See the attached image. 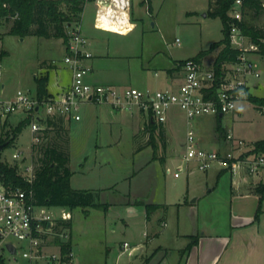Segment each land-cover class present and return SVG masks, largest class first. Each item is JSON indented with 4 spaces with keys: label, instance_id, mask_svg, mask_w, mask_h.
Here are the masks:
<instances>
[{
    "label": "rangeland",
    "instance_id": "obj_1",
    "mask_svg": "<svg viewBox=\"0 0 264 264\" xmlns=\"http://www.w3.org/2000/svg\"><path fill=\"white\" fill-rule=\"evenodd\" d=\"M133 1L138 15L144 17L140 27L128 35L110 34L112 61H107L109 65L106 73L112 79L120 81L117 85L126 84L152 90L163 88L164 86L158 84L153 69L159 65L162 58L169 61L171 57L182 59L195 57L200 51L208 49L224 37L222 20L208 14L209 0H151L153 8L151 17L145 13L144 0ZM94 16L95 8L89 3L84 19L85 33L92 28ZM246 19L264 28V13L257 18L251 19L247 16ZM81 22L82 20L80 25ZM75 24L76 22L73 23ZM12 25V21L0 20V51L5 50L8 53L0 62V69L2 80L9 92L22 88L31 95H36L35 76L46 71L41 68L42 64L49 68L50 81L55 70L60 74L62 83L69 81L70 73L52 64L54 59L60 62L66 53L62 38L36 35L22 37L8 33ZM51 31H55L53 25ZM176 39H179L180 43H174ZM125 54L133 57L118 58V55ZM215 54L214 50L208 58H213ZM252 57L259 60L261 68L260 77H252L250 80L252 85H257L253 96L264 98V56L253 54ZM142 73L148 77L146 84L137 82ZM160 76L163 78L164 73L160 72ZM90 104L89 111H85L82 106L80 113L83 119L74 121L70 126L71 131L67 127V120L64 121L63 128L55 130L58 132L57 141L70 153L73 168L85 171V174L74 175L72 186L78 189L99 190L100 201L112 206V210L107 217L101 209L88 208L86 211L85 208L78 207L72 210L71 241L74 234L72 241L74 264L131 262L128 250L122 245L128 242L132 246L144 239L146 214L142 208L131 212L124 203L130 196L148 202L167 201L169 207L162 209L160 214L165 216L169 210L172 224L167 226L164 236L158 242L172 247L176 245L174 244L176 229L180 227L187 232L191 229L188 211L186 208L180 209L177 203L186 197L191 201L196 197L192 196L193 194L200 195L198 201L200 215L196 229L198 233L204 231V225L216 221L225 223L231 214L239 211L252 213L256 222L264 229V193H255L252 190L254 185L262 181L264 183V170L246 183L239 186L234 184L235 189L240 188L234 194L230 172L224 171L225 173L218 179V171L221 170L218 165L212 166L207 173L191 163L190 167L193 169L190 173L191 194L187 196V178L176 180L174 176L166 173L167 167L174 168L176 164L182 162V155L178 161L173 160L184 151L186 135L190 129L187 120L179 115L180 111H174L166 126H161L166 132V136L162 138L160 126L157 125L158 129L152 134L149 121L142 118L139 122L137 112L133 114L119 112L116 113V118H113L110 112L104 110L102 113L98 112L97 106L103 105ZM17 122L18 119H15L14 124L17 125ZM211 124H214L213 131L209 132L206 128L201 130L203 139H208L209 134L214 133L216 134L214 140H217L221 138L223 132L231 131L237 137L253 144L264 139V106L255 103L251 98L241 100L234 111L222 118H215ZM13 130L14 127L0 128V140L12 135ZM65 130L69 131V135ZM31 143L32 133L30 128L26 127L11 145L1 150L0 160L11 166H16L20 162L24 163V166L31 163L36 166L34 156L37 154L33 151ZM16 151H24L25 158L13 160L12 155ZM167 160L169 162L166 165ZM186 173L185 171L184 174ZM1 183L3 182L0 179ZM210 189L213 190L209 192ZM139 202L141 201L137 200L136 203ZM239 203H242L244 210L239 208ZM50 211L55 215L61 213L58 207L51 208ZM196 230L191 233L194 234ZM20 246V255L14 258L8 257L5 253L0 261L4 264H31V261L23 256L27 245L22 242ZM46 250L48 253L57 249L50 243ZM151 254L153 251H148L142 256L148 258ZM163 254V250L156 251V258L160 259Z\"/></svg>",
    "mask_w": 264,
    "mask_h": 264
},
{
    "label": "built area",
    "instance_id": "obj_2",
    "mask_svg": "<svg viewBox=\"0 0 264 264\" xmlns=\"http://www.w3.org/2000/svg\"><path fill=\"white\" fill-rule=\"evenodd\" d=\"M96 5L95 27L120 34L134 30L132 22V0H91ZM147 11L150 1L145 0ZM264 6V0H262ZM246 0H235L228 14L231 18L230 44L237 51L236 60L227 62L218 75L214 67H207L202 59L196 57L176 64V77L166 88L152 90L137 87H121L112 84H98L88 80L91 68L85 61L92 57L88 50L89 40L82 30L80 22L69 31L66 53L60 62L52 60V64L65 65L71 71V83L60 94L40 100L37 95L18 88L14 92L7 90L2 80L0 69V128H15L26 122L32 133V145L39 144L50 126L48 120L63 117L66 120H80L83 104L94 103L110 106L114 111L141 113L146 115L149 123L165 126L170 120L173 110H178L185 117L190 129L186 135V143L182 153V162L166 168V173L180 178L186 171L192 173L191 163L199 170L208 171L218 165L222 171L232 175L233 184L239 186L246 183L254 175L264 170V152H253L254 144L228 132L226 139L232 146L224 151L209 149L200 145L194 128L195 119L202 116H220L231 113L238 102L249 98L251 78L261 75L259 60L253 54H261L260 46L252 42L243 33L241 22L244 19ZM0 20H3L0 17ZM175 43H180L176 39ZM18 119V124L14 120ZM23 128V129H24ZM30 146V148H31ZM13 160L25 158L24 151H16ZM18 172L29 183L35 178V165L24 166L17 163ZM32 188L12 187L0 184V259L7 253L16 258L21 254L20 243L27 249L23 256L31 264H74L73 247L64 251L63 246L71 240V230L58 222L69 221L73 215L71 210L58 207L61 213L55 215L51 206L37 205L32 199ZM59 241V242H58ZM56 251L46 252L49 244ZM13 245L17 253H13L8 245ZM125 250L131 255L135 246L125 242ZM0 264H4L0 261Z\"/></svg>",
    "mask_w": 264,
    "mask_h": 264
},
{
    "label": "crops",
    "instance_id": "obj_3",
    "mask_svg": "<svg viewBox=\"0 0 264 264\" xmlns=\"http://www.w3.org/2000/svg\"><path fill=\"white\" fill-rule=\"evenodd\" d=\"M145 2V0H144ZM93 4L95 8V14H96V5L94 1H87L86 6L88 4ZM143 1L141 2V4ZM85 13H86V7L85 11L83 12V19L81 22L82 30L86 37L89 40V46L88 50L92 53V57L87 59L85 61L86 66L91 68V74L88 76V80L94 83L98 84H112L117 85L119 84L115 79H112L108 76L107 68L108 62L112 61L110 56V34H118V35H128L131 32L135 31L137 28L140 27L141 21L144 20L143 16L138 15L137 8L134 4V1L132 0V22L135 23V28L133 31L125 34H120L112 31H106L102 29H97L95 27V16L94 21L92 23V28L87 30V33H85V27H84V19H85ZM148 16L153 15V8L150 1V11L145 12ZM154 26V23H153ZM175 43V42H174ZM216 54L213 56V58H208L210 55L213 54V51L209 53L207 56L202 58L204 64L207 67H213V64L216 60V57L220 51V48L215 49ZM126 57H133L130 55H118V58L123 59ZM185 60L182 58H174L171 57V60H165L161 59L159 65L157 64L153 69L155 70L154 76L157 79L158 84H161L164 86L163 88H166L170 85L172 80L176 77V62ZM211 65V66H210ZM58 68H64L66 71H68L71 75V71L63 64H60L57 66ZM146 67H144L145 69ZM160 70V71H159ZM160 72L164 73L163 78L160 76ZM52 81H50V92L52 94H60L63 90H65L67 87H69L71 83V77L69 81H65L62 83L63 80H61L60 74H58L57 70L54 71V74L52 75ZM148 81V77L146 74L142 73L140 77H138L137 82H141L142 84H146ZM67 82V83H66ZM5 83V82H4ZM6 84V83H5ZM121 87H128V85L124 84L117 85ZM137 87V86H132ZM140 88V87H137ZM147 88V87H144ZM140 88V89H144ZM161 89V88H160ZM257 89V85H254L253 88V94L255 93ZM90 103L83 104V109L85 111H89ZM99 107V113H102V111L110 112V114L113 115V118H116L119 111H114L110 106H97ZM104 107V108H100ZM176 111L173 110L172 113ZM121 113V112H120ZM171 113V114H172ZM139 114V122L142 121V118H146L145 114ZM229 114V113H228ZM180 116H183L181 113H179ZM226 115V114H225ZM224 115L220 116H202L194 121V128L197 133V136L199 137L200 145L203 147L209 148V149H215V150H227L232 145L228 143L226 139V135L228 132L226 131L221 134V138L214 140V133L209 134L208 139L202 138L201 130L203 128H206V130H209V132L214 130V124H211L212 121H214L215 118H222ZM184 117V116H183ZM171 118V115H170ZM83 118L81 117L80 120H67V127H69V130L71 131V124L76 121H81ZM185 119V117H184ZM144 120V119H143ZM66 121V119H65ZM66 125V124H65ZM166 126V125H165ZM165 129L164 127H162ZM165 131V130H164ZM239 137V136H238ZM241 138V137H239ZM186 140V139H185ZM263 140V139H260ZM259 141V140H258ZM256 142V141H255ZM254 142V143H255ZM253 143V144H254ZM184 144V143H183ZM183 151L180 152L176 159L173 161H178L180 159V156L182 155ZM169 162V160L166 161V165ZM83 166V165H82ZM70 167L73 170L74 174L77 173H83L85 174V171L83 169H74L72 166V158L70 162ZM209 171V170H208ZM207 171V173H209ZM225 172L222 170L218 171V179L221 175H223ZM190 176L191 174L186 173L181 175L180 178H175L176 180L181 179L182 177H186L188 180V187H187V196L191 194V188H190ZM232 182V192L234 194L237 193L238 189L240 188H234L233 179ZM72 183V179H71ZM177 184V182H176ZM264 184L263 181L258 183ZM257 185H254L252 187V190L255 191V188ZM107 188H103L105 190ZM113 189V188H112ZM96 190V189H95ZM102 191V189H100ZM213 189H210L209 192H211ZM105 192V191H104ZM252 192V191H251ZM130 196V195H129ZM192 196H196L194 199L190 201L189 197H186L183 199L182 202H178L177 205H179L180 209L186 208L188 211V214L190 215L191 219V229L190 231H184L180 227L176 229L175 235H174V245L168 246L165 244L159 243L158 241L162 239L166 232V228L168 225L172 224V221L170 220V214H168L169 210L166 211L165 216H161L160 211L162 209H166L168 206L167 201L164 202H148L143 199H138L136 197L130 196L124 203L128 205V207L131 209V212H134L137 208H142L145 210L146 214V230H145V237L143 240H141L139 243H136L135 248L131 250L130 257L132 258L131 262L127 264H264V229L261 228L260 224L256 222L254 219V215L252 213H240L236 212L234 215H230V219L227 222H221L216 221L212 222L210 225H204L205 228L202 233H198L196 230L198 227V219L200 215V209L198 207V201L200 198V195L193 194ZM257 196V195H256ZM240 199V198H239ZM137 200L145 203V204H154L157 206H160L158 209H156L152 214H150V217L147 214L146 207L144 205L137 204ZM106 203V202H103ZM242 203H239V208H244L241 206ZM169 207V206H168ZM169 209V208H168ZM112 210V206H109L106 211H104L105 217H107ZM72 212V210H71ZM73 215V213H72ZM73 221V217L71 219ZM193 230H196L195 233H191ZM72 232H73V222H72ZM74 241V234L73 239ZM195 241V242H194ZM194 242L193 246L190 250L186 252H182L184 248H186L190 243ZM73 247V245H72ZM123 247V245H122ZM124 248V247H123ZM163 250L164 254L160 259L156 258V251ZM148 251H153V254H151L148 258L143 257L142 255Z\"/></svg>",
    "mask_w": 264,
    "mask_h": 264
},
{
    "label": "trees",
    "instance_id": "obj_4",
    "mask_svg": "<svg viewBox=\"0 0 264 264\" xmlns=\"http://www.w3.org/2000/svg\"><path fill=\"white\" fill-rule=\"evenodd\" d=\"M87 1L89 0H0V17L5 22L12 21L13 25L8 33L22 37L27 35L45 38L57 37L62 38L66 44L69 38L68 33L73 23H78L82 20V14L85 11ZM234 1L209 0L210 9L208 14L222 20L224 37L195 56L198 59H202L215 49L220 48L213 64L218 75L221 74L225 63L233 62L237 57V51L230 44L231 18L228 14ZM262 13H264L262 0H246V9L241 27L243 33L248 35L252 42L260 46V53L264 56V28L258 27L246 19L247 16L251 19L257 18ZM51 25H53L55 30L53 32L51 31ZM7 54L5 50L0 51V62ZM182 62L183 60L177 61L176 64ZM44 65L42 64L41 68L46 69V71L35 76L37 84L36 95L40 100L52 95L49 90L51 73L49 68H45ZM249 98L255 103L264 106V98L253 96V94L249 95ZM64 121L63 117H58L55 120L49 119L48 122L53 128L47 131L39 144L33 146V151L37 155L34 156L36 166L35 178L32 183L27 182L19 174L17 166H11L2 160H0V179L7 186L32 188V199L37 205L64 207L69 210L83 207L86 211H88V208H96L105 211L108 209L109 204L100 201L99 190L78 189L72 186L71 179L74 172L70 167L71 155L68 150L59 145L57 141L58 132L55 131L57 128L64 127ZM25 125L26 122H22L15 127L12 135H8L7 138L0 140V145L6 142L7 145L4 148L11 145ZM150 126L152 127V134H154L156 129H158L157 125L151 123ZM159 130L160 135L164 138L166 132L162 127H159ZM65 131L69 135V131ZM253 152H264V139L254 143ZM255 191L257 193H264V184L257 185ZM139 205L146 207L149 217L150 214L160 207L143 202H139ZM61 226L68 227L71 230L72 221L60 220L58 222V229ZM194 242L190 243L182 252L190 250ZM70 247H72L71 240L67 244H64L63 249L66 251Z\"/></svg>",
    "mask_w": 264,
    "mask_h": 264
},
{
    "label": "water",
    "instance_id": "obj_5",
    "mask_svg": "<svg viewBox=\"0 0 264 264\" xmlns=\"http://www.w3.org/2000/svg\"><path fill=\"white\" fill-rule=\"evenodd\" d=\"M251 93L253 94V88L251 89ZM6 145H7V142L4 143V144H1V145H0V151H1ZM8 247H9V249H10L13 253H17V250H16V248H15L13 245L9 244Z\"/></svg>",
    "mask_w": 264,
    "mask_h": 264
}]
</instances>
